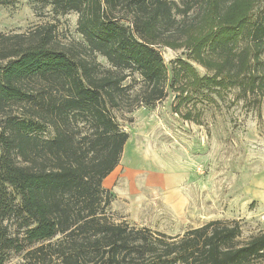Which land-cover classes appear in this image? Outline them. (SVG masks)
I'll return each instance as SVG.
<instances>
[{
    "label": "trees",
    "instance_id": "16d2710c",
    "mask_svg": "<svg viewBox=\"0 0 264 264\" xmlns=\"http://www.w3.org/2000/svg\"><path fill=\"white\" fill-rule=\"evenodd\" d=\"M41 1L55 15L75 13L85 56L100 55L110 70L60 47L52 25L0 35V114L8 116L0 132V264L12 252L25 253L30 264L264 262V231L242 242L235 221L175 237L115 223L112 194L102 184L128 141L109 111L120 108L126 78L136 73L143 80L145 105L165 97L166 67L156 45L173 47L200 32L197 46L218 60L216 74L243 96L264 98V0H204L198 21L187 25L166 0ZM194 79L196 89L224 87L214 78ZM31 83L41 90H29ZM24 104L32 117L8 114ZM49 128L50 138L39 135Z\"/></svg>",
    "mask_w": 264,
    "mask_h": 264
},
{
    "label": "rangeland",
    "instance_id": "374dc122",
    "mask_svg": "<svg viewBox=\"0 0 264 264\" xmlns=\"http://www.w3.org/2000/svg\"><path fill=\"white\" fill-rule=\"evenodd\" d=\"M166 1L177 6L173 13L180 25L196 23L205 3ZM76 21L75 13L55 15L41 0H0L1 36L28 35L52 25L60 47L87 58ZM202 37L198 32L173 47L155 46L166 67L163 99L141 103L143 80L132 73L122 85L120 108L109 109L128 141L118 165L102 181L113 199L108 214L115 223L168 237L208 222L235 221L241 226V241L246 242L264 231V98L243 96L217 75L218 60L197 46ZM87 60L110 70L100 55ZM184 64L191 67V74L183 70ZM195 77L214 78L224 87L196 89ZM29 90L38 92L41 87L31 83ZM29 106L13 105L8 114L25 120L32 117ZM7 117L0 114V132ZM39 135L50 138L52 130ZM13 222L4 223L11 232ZM4 264H30V260L25 253L12 252Z\"/></svg>",
    "mask_w": 264,
    "mask_h": 264
}]
</instances>
